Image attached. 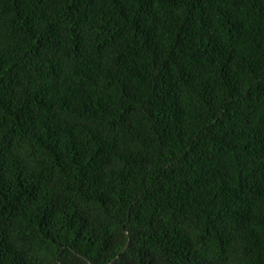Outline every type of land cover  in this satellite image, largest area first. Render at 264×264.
<instances>
[{"label":"trees","instance_id":"1","mask_svg":"<svg viewBox=\"0 0 264 264\" xmlns=\"http://www.w3.org/2000/svg\"><path fill=\"white\" fill-rule=\"evenodd\" d=\"M0 264H264V0H0Z\"/></svg>","mask_w":264,"mask_h":264}]
</instances>
